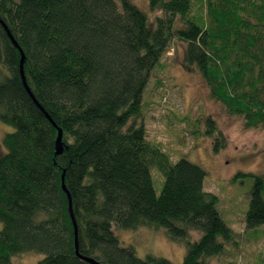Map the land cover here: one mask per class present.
Masks as SVG:
<instances>
[{
	"label": "trees",
	"instance_id": "16d2710c",
	"mask_svg": "<svg viewBox=\"0 0 264 264\" xmlns=\"http://www.w3.org/2000/svg\"><path fill=\"white\" fill-rule=\"evenodd\" d=\"M148 8L151 19L132 0H0V122L12 128L0 156V264L25 253L41 255L36 264H171L120 246L113 230L139 227L183 244L182 264H209L238 246L218 198L204 191V169L172 164L147 140L143 95L172 44L183 43L182 67L201 75L209 98L245 129L264 130V0ZM204 125L218 154L227 140L212 118ZM248 176L244 228L254 234L264 225V170Z\"/></svg>",
	"mask_w": 264,
	"mask_h": 264
},
{
	"label": "rangeland",
	"instance_id": "374dc122",
	"mask_svg": "<svg viewBox=\"0 0 264 264\" xmlns=\"http://www.w3.org/2000/svg\"><path fill=\"white\" fill-rule=\"evenodd\" d=\"M132 3L152 18L148 0H132ZM184 48L183 43L174 42L151 74L143 95L146 138L160 145L172 164L184 159L204 169V191L218 198L216 208L220 218L240 235L236 248L226 245L227 254L211 259L209 264H264V225L254 234L246 233L244 228L248 194L253 184L248 175L264 170V130L245 129L241 118L225 113L209 98L201 75L182 67ZM207 117L214 120L227 140L226 148L218 154L213 153L212 139L202 135ZM192 130L198 134L192 136ZM11 132L12 128L0 122V156L5 153L3 137ZM150 173L158 195L161 175L154 169ZM239 173L243 177H237ZM113 232L120 246L132 247L139 259L152 255L171 264L183 262L185 246L170 242L162 230L139 227ZM193 235L194 239L198 237ZM41 258L38 254L25 253L12 258L11 263L36 264Z\"/></svg>",
	"mask_w": 264,
	"mask_h": 264
},
{
	"label": "water",
	"instance_id": "95a60500",
	"mask_svg": "<svg viewBox=\"0 0 264 264\" xmlns=\"http://www.w3.org/2000/svg\"><path fill=\"white\" fill-rule=\"evenodd\" d=\"M2 25H3V24H2ZM3 27H4V30H5V32H6V34H7V36L9 37L10 41L13 43V45H14L15 47L18 48L16 42H15V41L13 40V38L10 36V34H9L7 28L5 27V25H3ZM19 51H20V49H19ZM20 53H21V51H20ZM23 58H24V57H23V55H22V53H21V58H20V63H19V73H20V77H21V79H22V83H23V85H24V88L26 89V91L28 92V94L30 95V97L32 98L31 94L29 93L28 88H27L26 85H25V81H24V75H23V61H24V59H23ZM61 148H62V143H61V131L58 130V131H57L56 141H55V147H54V156H58V155L60 154V152H61ZM62 190L66 193V195H67V199H68V212H69V215H70V217H71V221H72L73 228H74V234H75V241H74V244H75V252H76V254H77V239H76L77 230H76V224H75V220H74V217H73V214H72V208H71L70 198H69L68 193H67L66 190H65V187H64L63 182H62ZM81 259H82L83 261L89 263V264H99V263H97V262H95V261H93V260H91V259H88V258L81 257Z\"/></svg>",
	"mask_w": 264,
	"mask_h": 264
},
{
	"label": "bare ground",
	"instance_id": "6f19581e",
	"mask_svg": "<svg viewBox=\"0 0 264 264\" xmlns=\"http://www.w3.org/2000/svg\"><path fill=\"white\" fill-rule=\"evenodd\" d=\"M24 55V54H23Z\"/></svg>",
	"mask_w": 264,
	"mask_h": 264
}]
</instances>
